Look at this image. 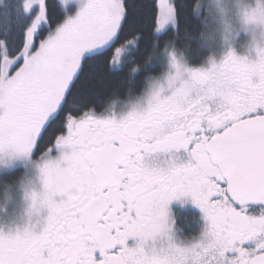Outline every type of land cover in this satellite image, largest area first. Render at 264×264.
<instances>
[{"label":"snow or ice","instance_id":"obj_1","mask_svg":"<svg viewBox=\"0 0 264 264\" xmlns=\"http://www.w3.org/2000/svg\"><path fill=\"white\" fill-rule=\"evenodd\" d=\"M210 8L0 0V167L42 185L0 264H264V55L197 63Z\"/></svg>","mask_w":264,"mask_h":264},{"label":"clouds","instance_id":"obj_2","mask_svg":"<svg viewBox=\"0 0 264 264\" xmlns=\"http://www.w3.org/2000/svg\"><path fill=\"white\" fill-rule=\"evenodd\" d=\"M216 2L203 0L211 8L205 10L197 35L218 36L224 54L231 51L241 58H249L252 52L257 56L264 55V43L259 40L250 39L242 51L235 47V40L241 32L264 39V0H219L224 8L223 14L216 9ZM221 58L214 57L217 61Z\"/></svg>","mask_w":264,"mask_h":264},{"label":"rangeland","instance_id":"obj_3","mask_svg":"<svg viewBox=\"0 0 264 264\" xmlns=\"http://www.w3.org/2000/svg\"><path fill=\"white\" fill-rule=\"evenodd\" d=\"M246 36L249 35L244 32H241L235 42H242L246 38ZM250 38L254 40H259L260 42L264 43V39H261L259 35ZM206 42L208 47H212L211 56H215L216 58L219 54V50L215 47H221L219 37L208 35L206 37ZM213 47L215 48V52L212 53ZM211 56L209 58H211ZM133 100H135V98ZM135 102L136 101H134V103ZM52 154L53 156L58 155L57 152H53ZM19 168H23L26 170L25 177L12 189L8 190L0 201V230H3L5 232L10 231V220L12 219L15 223H24V225L20 227L22 229L29 223V212L31 210V199L29 194L32 191L39 192L42 190V185L37 179L38 170L30 161H17L14 164L10 165L8 168L0 167V174L13 171ZM44 213H46V210L42 211L40 213V216H42ZM35 219L36 217L35 215H33L32 220Z\"/></svg>","mask_w":264,"mask_h":264},{"label":"trees","instance_id":"obj_4","mask_svg":"<svg viewBox=\"0 0 264 264\" xmlns=\"http://www.w3.org/2000/svg\"><path fill=\"white\" fill-rule=\"evenodd\" d=\"M208 35L203 36L204 38L197 39L194 48L199 50V61H196L197 63H202L207 60V58L210 56V47L207 46L206 37ZM191 58V54H190ZM143 92V89H141V93ZM141 93H134L133 99L135 96L140 95ZM53 152H56L53 150ZM26 175V170L23 168H19L13 171L5 172L0 174V201L4 197L5 193L12 189L16 184L22 181V179Z\"/></svg>","mask_w":264,"mask_h":264},{"label":"flooded vegetation","instance_id":"obj_5","mask_svg":"<svg viewBox=\"0 0 264 264\" xmlns=\"http://www.w3.org/2000/svg\"><path fill=\"white\" fill-rule=\"evenodd\" d=\"M251 38L249 36H246V38L242 41V42H235V47L238 49V50H243L247 45H248V41L250 40ZM263 43V42H261ZM212 48V47H211ZM211 48H210V56H211ZM216 49L219 50V54L217 55L216 59H218L219 57L223 56L224 53H223V50H222V47L218 46V47H215ZM215 48L213 47V50H212V53L215 52ZM209 56V57H210ZM209 57L207 58V60L209 59ZM215 56H211V58L213 59ZM257 58V55L255 52H252L249 59L251 60H255ZM136 101V100H133V102ZM137 102V101H136ZM54 151H56L54 149ZM44 215H46V213H44L41 217H43ZM10 230L11 231H15L17 229H22L20 228L22 225H24V223H21V222H14L13 219L10 220ZM19 223V224H18Z\"/></svg>","mask_w":264,"mask_h":264}]
</instances>
